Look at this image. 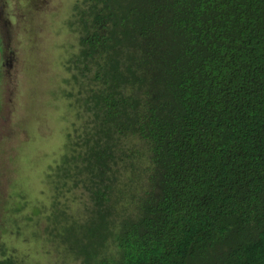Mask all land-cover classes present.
I'll return each mask as SVG.
<instances>
[{"label": "trees", "instance_id": "trees-1", "mask_svg": "<svg viewBox=\"0 0 264 264\" xmlns=\"http://www.w3.org/2000/svg\"><path fill=\"white\" fill-rule=\"evenodd\" d=\"M67 23L91 119L54 188L87 205L50 208L47 241L76 264H264V0H77ZM23 190L0 237L30 222Z\"/></svg>", "mask_w": 264, "mask_h": 264}, {"label": "rangeland", "instance_id": "rangeland-1", "mask_svg": "<svg viewBox=\"0 0 264 264\" xmlns=\"http://www.w3.org/2000/svg\"><path fill=\"white\" fill-rule=\"evenodd\" d=\"M76 1L0 0L5 22H0V38L6 49L0 65V215L19 189L33 196L27 198L24 211L30 222L21 237H0L15 252L16 264H76L45 234L50 208L80 220L87 205L81 190L54 188L58 161L74 149L67 136L82 135L91 119L75 96L65 95L72 89L65 81V62L75 48L67 22ZM34 208L41 209L39 214H30Z\"/></svg>", "mask_w": 264, "mask_h": 264}, {"label": "flooded vegetation", "instance_id": "flooded-vegetation-1", "mask_svg": "<svg viewBox=\"0 0 264 264\" xmlns=\"http://www.w3.org/2000/svg\"><path fill=\"white\" fill-rule=\"evenodd\" d=\"M4 41L0 38V65L1 63L3 62L4 60V56H3V53H5V50H4Z\"/></svg>", "mask_w": 264, "mask_h": 264}, {"label": "clouds", "instance_id": "clouds-1", "mask_svg": "<svg viewBox=\"0 0 264 264\" xmlns=\"http://www.w3.org/2000/svg\"><path fill=\"white\" fill-rule=\"evenodd\" d=\"M3 6H2V4L0 3V8H2ZM2 13V12H1ZM3 14V13H2ZM4 15V14H3Z\"/></svg>", "mask_w": 264, "mask_h": 264}]
</instances>
